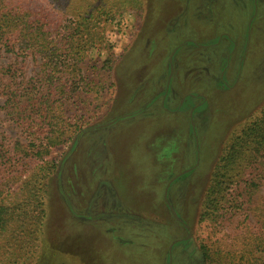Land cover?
<instances>
[{
  "label": "rangeland",
  "instance_id": "rangeland-1",
  "mask_svg": "<svg viewBox=\"0 0 264 264\" xmlns=\"http://www.w3.org/2000/svg\"><path fill=\"white\" fill-rule=\"evenodd\" d=\"M15 1L52 37L77 22L55 0ZM110 2L123 6L113 21L96 19L94 40L83 35L75 84L73 66L55 74L71 91L54 97L65 142L43 160L34 156L50 135L41 105L27 119L6 104L10 83L19 94L31 79L42 91V61L0 51V199L31 216L0 243L22 239L17 264H116L128 254L125 264H262L264 181L243 190L255 172L216 221L200 214L229 136L264 109V0Z\"/></svg>",
  "mask_w": 264,
  "mask_h": 264
},
{
  "label": "trees",
  "instance_id": "trees-1",
  "mask_svg": "<svg viewBox=\"0 0 264 264\" xmlns=\"http://www.w3.org/2000/svg\"><path fill=\"white\" fill-rule=\"evenodd\" d=\"M55 1L61 6V12H67L68 15L72 14L71 16L76 18L77 22L71 21L75 22V27L71 28V32L58 31L56 36L52 37V30H48L45 23L39 25L40 19L36 18L37 15L40 16L38 12L32 11L24 4L19 3L20 1L0 0V51L23 57L35 58L39 56L42 61L40 71L42 78L38 81H43V84L40 85L42 91H36L37 88L34 87L31 79L27 82L28 88L23 89L19 94L13 89L14 85L12 83L6 87V104L7 107H12L10 113L15 118L25 113L24 117L28 119L35 112V106L41 105L38 108L40 113L38 117L48 122L50 127L48 133L50 135L41 140L45 142H41L42 144L39 147H43L44 150L34 153V156L40 160H43L44 155L49 154V150L65 142L64 127H61L59 117L53 109L55 107L54 97L60 95L69 97L71 91L67 86L58 89L57 86L60 83L56 85L54 82L61 81L58 80V77H55V74L61 73L62 67L71 65L73 66L72 72H70L73 78L71 84H75L74 80L78 76H75V74L80 71L77 65L81 63L84 45L87 46L89 43L86 42L87 40L83 38V35L87 33L88 38L93 39L92 31L94 29L92 25L95 24L96 19L104 18L105 21H113L116 12L123 6L115 7L111 2L109 4L111 0ZM125 4H128V2L125 1ZM91 46L92 44L89 47ZM18 100H22V104L24 103L30 108L31 115L30 113L26 114V111L19 108L21 104ZM203 107L205 108L207 105H203ZM142 108L144 109V107ZM245 119L246 121L240 124L237 130L229 136L210 174L208 187L202 201L201 222L216 221L221 216L220 213L225 209V205L229 204L230 198L228 197L231 190L240 184L248 171L255 172V175L246 181L243 190L250 191L253 188L257 191L262 185L261 182L264 181V161L259 162L264 159V109L258 116L249 115ZM50 164V162L45 161L43 168L49 167ZM165 172H167L166 178L173 177H171L168 170ZM44 177V175L36 173L32 176V181L38 182L40 178V181H42ZM29 194L34 203V198L37 200L41 193L39 188L33 184ZM246 196H248V199H244L242 204L249 203L252 198L251 193L246 194ZM231 203L233 208H238L239 203L237 201L232 199ZM19 211H21L19 208H10L4 200L0 199V237L9 230L16 232L12 227H16L19 231L24 229L22 225L30 220L31 216L27 215L26 211ZM11 237L13 238V236ZM14 241L13 244L8 240L0 243V263L1 256L9 252L12 257L8 258V264H17L16 259H14V250H17L18 243L22 245V239L17 241V238H14ZM123 257H119L115 263L125 264L133 260L129 254L124 259H122ZM262 264H264V261Z\"/></svg>",
  "mask_w": 264,
  "mask_h": 264
},
{
  "label": "water",
  "instance_id": "water-1",
  "mask_svg": "<svg viewBox=\"0 0 264 264\" xmlns=\"http://www.w3.org/2000/svg\"><path fill=\"white\" fill-rule=\"evenodd\" d=\"M177 218V216H175Z\"/></svg>",
  "mask_w": 264,
  "mask_h": 264
}]
</instances>
